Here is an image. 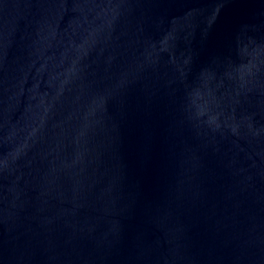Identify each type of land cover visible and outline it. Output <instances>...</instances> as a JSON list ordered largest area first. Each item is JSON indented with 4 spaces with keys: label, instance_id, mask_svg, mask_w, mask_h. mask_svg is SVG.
<instances>
[{
    "label": "water",
    "instance_id": "1",
    "mask_svg": "<svg viewBox=\"0 0 264 264\" xmlns=\"http://www.w3.org/2000/svg\"><path fill=\"white\" fill-rule=\"evenodd\" d=\"M0 264H264V0H0Z\"/></svg>",
    "mask_w": 264,
    "mask_h": 264
}]
</instances>
